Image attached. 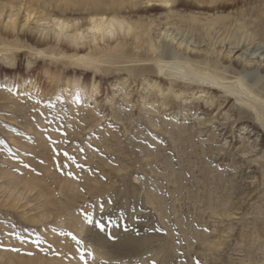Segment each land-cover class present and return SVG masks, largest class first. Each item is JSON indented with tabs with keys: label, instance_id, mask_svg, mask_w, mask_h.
Returning <instances> with one entry per match:
<instances>
[{
	"label": "rangeland",
	"instance_id": "rangeland-1",
	"mask_svg": "<svg viewBox=\"0 0 264 264\" xmlns=\"http://www.w3.org/2000/svg\"><path fill=\"white\" fill-rule=\"evenodd\" d=\"M0 3L15 9L19 5L18 0ZM26 16L22 8L18 23L24 24ZM38 18L39 14L32 15L28 24L33 26ZM39 24L54 28L52 22ZM60 45L70 47L66 42ZM14 60L0 58L4 97L0 100V174H5L0 176V264L37 260L38 264H263L264 256L256 247L264 238L257 241L246 227L248 236H241L244 225L254 227L251 217L260 208L245 202L252 195L250 174L234 169L239 131L233 130V139L230 133L227 142L222 141L225 151L217 159L213 153L206 154L199 141L172 137L171 125L153 126L146 120V115L156 121L183 119L186 103L180 99L168 96L166 108L145 114L139 82L127 83L129 108L123 94L113 96L110 80L101 82L92 73L84 75L49 58L32 57L27 49L18 51ZM124 73L121 78H127L128 72ZM93 87L98 94L92 93ZM115 103L123 108L121 121L114 118ZM31 180L42 182L47 198L39 197V188L31 191L26 186ZM225 200L234 203L236 211L229 219L213 214V208H220ZM70 211L86 221L84 231L96 229L109 246H118L122 236L129 234L136 239L149 237L154 245L167 246L168 252L109 261L91 257L92 249L81 241L84 234L79 236L68 225ZM230 227L234 232L228 237L223 231ZM255 227L264 235V222ZM205 238L225 243L226 248L210 251L211 246H200ZM109 246L103 251L111 256Z\"/></svg>",
	"mask_w": 264,
	"mask_h": 264
},
{
	"label": "bare ground",
	"instance_id": "bare-ground-1",
	"mask_svg": "<svg viewBox=\"0 0 264 264\" xmlns=\"http://www.w3.org/2000/svg\"><path fill=\"white\" fill-rule=\"evenodd\" d=\"M18 1L16 9L0 3L1 59L15 62L16 53L27 49L32 57L49 58L75 68L77 73L83 71L84 75L92 73L101 82L110 80L113 96L123 94L126 105L127 83L139 82L145 114L166 108L168 96L180 99L186 103L181 113L183 119L162 117L156 121L146 115V120L153 126L171 125L172 137L181 142L199 141L204 152L213 153L217 159H222L220 155L225 151L222 141L227 142L226 136L233 130L239 131L234 169L250 174L247 178L252 181V195L245 202L260 208L251 217L254 227L244 225L241 236L247 235L246 227L257 241L264 238L255 227L259 221L264 222V0H36L35 4L31 0ZM22 8L27 12L24 24L18 23ZM5 11L8 14L2 21ZM37 14L35 24H28L31 16ZM41 22H52L54 28H45ZM89 34L88 42L85 39ZM38 35L40 40L36 39ZM174 39L181 40L185 47L174 45ZM112 41L116 44L109 46ZM63 42L70 47L59 46ZM98 43L103 45L98 47ZM124 72H128L127 78L120 77ZM8 83L10 86L11 81ZM91 91L99 92L97 87ZM151 92L155 94L144 95ZM1 99L4 97L0 95ZM118 106L115 103L112 109L116 112L115 120L121 121L119 111L123 108ZM25 183L31 191L39 188V197L47 198L48 190H42V182ZM233 204L225 200L220 208H213V214L229 219L236 214ZM67 219L70 229L79 236L84 234L81 241L92 249L91 257H105L109 261L168 252L167 246L154 245L149 237L136 239L129 234L122 236L118 246H109L96 229L84 231L86 221L77 212L70 211ZM227 230L223 233L230 237L234 229ZM203 245L211 246L210 251L226 248L225 243L206 238L200 244ZM108 246L113 252L111 256L103 251ZM256 250L264 256V242ZM37 261L31 263L38 264Z\"/></svg>",
	"mask_w": 264,
	"mask_h": 264
},
{
	"label": "snow or ice",
	"instance_id": "snow-or-ice-1",
	"mask_svg": "<svg viewBox=\"0 0 264 264\" xmlns=\"http://www.w3.org/2000/svg\"><path fill=\"white\" fill-rule=\"evenodd\" d=\"M65 155H67V153H65ZM87 219H88V222L91 223V218L88 217ZM73 239H75V237H73ZM78 243H79V241H78ZM13 250H15V249H13ZM89 255H91V253H89ZM81 258H83V257H81Z\"/></svg>",
	"mask_w": 264,
	"mask_h": 264
}]
</instances>
